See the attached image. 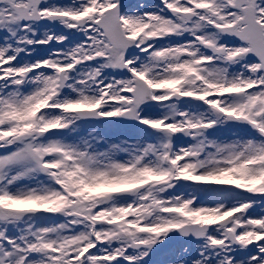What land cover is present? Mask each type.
Returning a JSON list of instances; mask_svg holds the SVG:
<instances>
[{
	"label": "snow or ice",
	"instance_id": "1",
	"mask_svg": "<svg viewBox=\"0 0 264 264\" xmlns=\"http://www.w3.org/2000/svg\"><path fill=\"white\" fill-rule=\"evenodd\" d=\"M0 264H264V0H0Z\"/></svg>",
	"mask_w": 264,
	"mask_h": 264
},
{
	"label": "rangeland",
	"instance_id": "2",
	"mask_svg": "<svg viewBox=\"0 0 264 264\" xmlns=\"http://www.w3.org/2000/svg\"><path fill=\"white\" fill-rule=\"evenodd\" d=\"M156 1L158 2V0H154V1H153V0H151V2H156Z\"/></svg>",
	"mask_w": 264,
	"mask_h": 264
}]
</instances>
